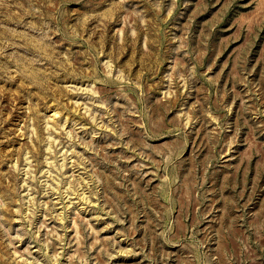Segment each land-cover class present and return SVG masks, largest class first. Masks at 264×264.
<instances>
[{"label":"rangeland","instance_id":"1","mask_svg":"<svg viewBox=\"0 0 264 264\" xmlns=\"http://www.w3.org/2000/svg\"><path fill=\"white\" fill-rule=\"evenodd\" d=\"M0 264H264V0H0Z\"/></svg>","mask_w":264,"mask_h":264},{"label":"bare ground","instance_id":"2","mask_svg":"<svg viewBox=\"0 0 264 264\" xmlns=\"http://www.w3.org/2000/svg\"><path fill=\"white\" fill-rule=\"evenodd\" d=\"M54 116V115H53Z\"/></svg>","mask_w":264,"mask_h":264}]
</instances>
